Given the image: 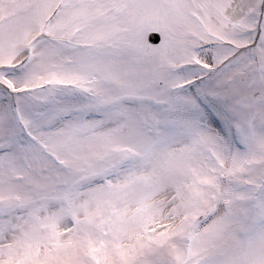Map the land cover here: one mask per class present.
Returning <instances> with one entry per match:
<instances>
[{
	"label": "snow or ice",
	"instance_id": "obj_1",
	"mask_svg": "<svg viewBox=\"0 0 264 264\" xmlns=\"http://www.w3.org/2000/svg\"><path fill=\"white\" fill-rule=\"evenodd\" d=\"M0 264H264V0H0Z\"/></svg>",
	"mask_w": 264,
	"mask_h": 264
}]
</instances>
